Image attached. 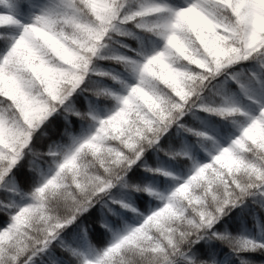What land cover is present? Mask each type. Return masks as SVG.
<instances>
[{
  "label": "clouds",
  "instance_id": "obj_1",
  "mask_svg": "<svg viewBox=\"0 0 264 264\" xmlns=\"http://www.w3.org/2000/svg\"><path fill=\"white\" fill-rule=\"evenodd\" d=\"M111 2L116 15L102 21L90 0H33V16L22 19L16 36L24 42L0 51V61L7 58L0 127L5 135L18 133L17 167L29 177L24 182L13 172L4 178L17 190L0 192V204L30 209L32 250L33 240L50 236L49 229L55 233L49 251L32 264H79L74 249H102L136 221H148L145 248L156 244L164 252L125 248L124 264H205L193 245L218 231L231 233L220 241L229 249L247 246L245 236L264 238V178L207 159L214 145L204 128L211 123L234 154L264 170V154L238 129L253 113L264 114V41L249 43L233 11L238 0H204L208 11L176 29L174 43L163 35L167 13L146 8L148 0ZM169 2L188 8L192 0ZM45 11L48 23L36 18ZM237 136L243 145L235 143ZM69 157L74 163H66ZM193 161H203L206 175L220 179L190 186L200 201L177 194L171 203L180 214L167 220L169 231L161 235L151 213L170 202ZM218 205L224 216L236 208V232L227 220L211 230L203 222L201 210L218 215ZM213 259L232 264L233 254L218 251ZM105 264H121L120 255Z\"/></svg>",
  "mask_w": 264,
  "mask_h": 264
},
{
  "label": "snow or ice",
  "instance_id": "obj_2",
  "mask_svg": "<svg viewBox=\"0 0 264 264\" xmlns=\"http://www.w3.org/2000/svg\"><path fill=\"white\" fill-rule=\"evenodd\" d=\"M66 2L70 3V0H66ZM34 6L33 0H0V17L4 20L3 23H0V51L7 50L9 47L12 51H15L17 46L24 42L23 37L18 41L16 36L21 27L22 19L33 16L32 9ZM90 6L102 21L109 20L112 16L116 15V9L111 0H90ZM145 7L167 13L163 18V26L167 31L163 35L166 36L170 43H174L177 40L176 29L186 20H190L192 17L208 11L204 7V0H192L188 8L177 7L171 4L169 0H148ZM233 11L236 13L238 23L246 28L250 44L255 45L257 41H264V36L260 35V33L264 32V0H238L233 6ZM36 18L44 23H48L50 21V14L45 11ZM24 27L27 30V25H24ZM37 32L48 35L47 33H43L41 29H37ZM6 60L7 58H5V61H0V73L4 71ZM9 78L14 79V77ZM241 87L244 86L241 85ZM238 129L243 133V137H247L253 142L257 152L264 154V114L253 113L248 117L245 125H238ZM204 131L207 132L205 138L213 141L214 145V150L208 155L207 159L222 161L229 168L233 165L237 168L243 166L253 170L258 177L264 178V170L261 167L253 162L246 163L239 155L233 153L231 147L225 146L228 142L221 139L222 132L221 130H217L215 125L206 123ZM18 138V133L9 130L7 135H5L3 127H0V162H7V167L0 164V192L17 190L14 182L8 185L3 183L4 178L11 176L13 172L17 177H22L24 182H27L29 179L24 169L17 167ZM235 143L243 145V138L237 136ZM204 151L208 152V148L205 147ZM260 159H264V155H261ZM66 163H74V159L69 157ZM206 168L207 164L203 161H193L190 174L185 178V182L180 184L172 192L171 196L168 197L170 202L162 208L152 211L151 223L159 230L161 235L169 231L167 220L171 216H178L180 214L171 203L177 194L189 201H200L202 198L192 193L190 186L194 183H199L201 180L213 183L214 179H220L219 174L216 178L208 177L205 171ZM54 182L55 177H52L49 183L54 184ZM241 188L243 191V186ZM140 199L142 201L143 198L141 197ZM224 203H228V201ZM232 203L234 204L235 202L233 201ZM14 206V201H9L8 204H0V207L7 208L12 213L11 215H5L4 212L0 211V264H32L35 256L49 251L51 247L49 240L55 236V233L49 229L50 236L39 241L33 240L36 248L32 250L31 245L28 243V240L32 238L27 232V228L31 224L30 209L26 207L16 212L13 211ZM217 213L219 214L214 215L211 212L205 213L204 210H201L200 215L203 222L210 226V230L223 228L224 222L227 220L228 228L233 233L236 232L239 228V224L235 219L236 208L233 207V211L229 213V216H224L223 205H218ZM147 223L148 221H145L144 224L136 221L128 225L123 232L119 233L112 242H109L102 249L93 248L92 246L74 249L73 251L78 253L79 264H105L106 259H115L116 255H120L121 264H124L122 253L125 248H133L141 253L148 250L163 253L164 249L158 247L156 244H153L151 248H145L144 242L151 239L150 233L146 229ZM257 227L259 228V225ZM68 231H71V229H68ZM95 235L98 241L104 240L105 234L103 231H97ZM212 235L214 239L202 237L193 245L194 249L198 250L199 256L205 258V264H215L213 258L217 252H225L226 250L233 254L232 264H236V260L240 257L244 258V260L240 261V264H245L249 258L264 259V238L245 236L243 243L247 246L240 249H229L228 244L220 243L222 240L229 239L231 235L229 231H218ZM167 239L169 243L174 242L171 235H168ZM258 248L262 250H258Z\"/></svg>",
  "mask_w": 264,
  "mask_h": 264
},
{
  "label": "trees",
  "instance_id": "obj_3",
  "mask_svg": "<svg viewBox=\"0 0 264 264\" xmlns=\"http://www.w3.org/2000/svg\"><path fill=\"white\" fill-rule=\"evenodd\" d=\"M3 22H4L3 18H2V17H0V23H3Z\"/></svg>",
  "mask_w": 264,
  "mask_h": 264
}]
</instances>
